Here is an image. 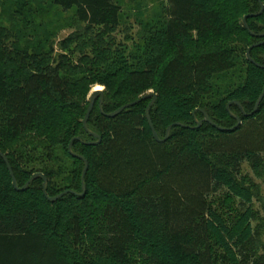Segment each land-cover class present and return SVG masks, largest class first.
<instances>
[{
	"label": "trees",
	"instance_id": "trees-1",
	"mask_svg": "<svg viewBox=\"0 0 264 264\" xmlns=\"http://www.w3.org/2000/svg\"><path fill=\"white\" fill-rule=\"evenodd\" d=\"M55 4L74 9L84 25L61 43L65 50L77 43L78 61L19 54L9 68L0 60V152L19 187L42 172L50 196L82 191L85 162L69 145L78 136L96 140L83 120L97 85L107 113L154 92L158 134L165 137L176 122L186 126L174 125L159 142L146 113L153 97L115 117L103 114L97 99L88 125L102 141L73 143L89 161L82 197L50 201L44 177L17 189L0 155V264H264L254 225L259 187L242 175L245 163L264 173V98L252 116L234 102L250 113L264 89V68L247 57L264 37L244 24L260 1L167 0L164 20L130 53L112 35L122 11L114 0ZM248 24L264 33V11ZM251 55L264 65V45ZM241 61L245 74L236 84L230 73ZM220 76L229 86L216 83ZM230 111L242 123L222 130L237 124Z\"/></svg>",
	"mask_w": 264,
	"mask_h": 264
},
{
	"label": "rangeland",
	"instance_id": "rangeland-1",
	"mask_svg": "<svg viewBox=\"0 0 264 264\" xmlns=\"http://www.w3.org/2000/svg\"><path fill=\"white\" fill-rule=\"evenodd\" d=\"M114 1L121 6L122 11L120 25L112 35L116 42L130 53L142 40V36L154 28L159 19L164 20L167 0ZM19 11L23 13L21 17L16 15ZM82 26L84 27L76 19L74 9L65 11L55 4V0H0V60L9 68L16 63L12 60L19 54L50 55L51 62L55 64L62 59V55H65L77 62L82 55L76 50L77 43L71 44L70 50L62 48L61 43L67 37L76 34ZM98 31L96 27L94 32ZM236 47L239 48L240 45ZM86 52L90 53V49H86ZM244 74L245 65L241 61L235 71L230 73V77L238 84ZM216 83L222 87L229 86L227 77L223 76L218 77ZM97 86L92 89L90 95ZM242 175L251 178L259 187L258 196L254 199L256 209L254 225L261 231L264 240V173L255 174L245 163ZM224 192L225 190H222L212 198L223 196Z\"/></svg>",
	"mask_w": 264,
	"mask_h": 264
},
{
	"label": "water",
	"instance_id": "water-1",
	"mask_svg": "<svg viewBox=\"0 0 264 264\" xmlns=\"http://www.w3.org/2000/svg\"><path fill=\"white\" fill-rule=\"evenodd\" d=\"M259 1H260V3H261V10H260V12H258V13H249V14H247V15L244 17V24H245V26L247 27V29H249V31H250L253 35H256V36H259V37H264V33L257 34V33H255V32H253V31L251 30L249 24H248V18H249V17L257 16V15H261V14L263 13V11H264V3H263L262 0H259ZM261 45H264V40L259 41V42H257V43H254L253 45H251V47H250V48L248 49V51H247V57H248V59H249L251 62L255 63L257 66H259V67H261V68H264V65L261 64L260 62L256 61V60L252 57V55H251V51H252V49L255 48V47H259V46H261ZM151 97H153V98H152V100L150 101V103L148 104L147 112H146V113H147V118H148L149 124H150V126H151V128H152V131H153L154 137H155V139H156L157 141H159V142H164V141H166V140L170 137V133H171V130H172V128H173L174 125H182V126H186L185 124H182V123H180V122H176V123H174V124H172V125H170V126L168 127V129H167V133H166V136H165V137H161V136L158 134L157 130L155 129V127H154V125H153V121H152V119H151V115H150L151 108L153 107V105H154V103H155V101H156V98H157V95H156L154 92L148 93L147 95L141 97L140 99H137L136 101H133V102L127 103V104L123 105L122 107H120L119 109H117V110L114 111V112L107 113V112H105L104 107H103V104H104V88H103V89H94V91H93V93L91 94V97H90V104H89V107H88L87 114H86V116H85V118H84V120H83V124H84V127H85L86 131H87L90 135H92L94 138H96V140L85 141L82 137H79V136H78V137H75V139H73V140L71 141L70 145H69V151H70V153H71L74 157H77V158H79V159H82V160L85 162V167H84V169H83V173H82V191H81V192H78V191H75V190L66 189V190H64L63 192H61V193L58 194V195L50 196V195L48 194V191H47L48 179L45 177L44 173H42V172H36V173H34V174L32 175V177L28 180V182H27L23 187H19L18 182H17V179H16V177H15V175H14V172H13V170H12V167H11V164H10V162H9V159H8L7 155H6L5 153H3V152H0V155H1V156L4 158V160L6 161V163H7V165H8V168H9V170H10V173H11V175H12V177H13V183H14V186H15L17 189H19V190H25V189H27V187L29 186V184H30L33 180H35V179L38 178V177H44V184H43L44 194L46 195V197H47L50 201H56V200L62 198V197H63L64 195H66L67 193H72V194H75V195H77V196H79V197L85 196V194H86V192H87V187H86V183H85V176H86L87 171H88V168H89V161L87 160V158H86L84 155H82V154L77 153V152L74 151V149H73V143H74L75 140H78V141H80V142H82V143H84V144L97 145V144H99V143L102 141V137H101V135H100L99 133L93 131V130L89 127V125H88V123H89V117H90V115H91V112H92L93 109H94V106H95V103H96L97 99H99V107H100L101 112H102L103 114H105L106 116H109V117H115L116 115H118L119 113H121L124 109H126V108H128V107H130V106H133V105H135V104L141 102V101L144 100V99L151 98ZM263 98H264V89H263L262 94H261V96L259 97V99H258V101H257V103H256L255 109H254L252 112H250V113H248V112L245 111L243 105H242L239 101H234V102L237 103V104L240 106V108L242 109V112H243V114H244L245 116H252V115H254V114L258 111V109H259V107H260V104H261ZM231 103H232V102H230V103L228 104V106H227V108H228L229 110H230ZM203 112H204V114H205V120H206V121L212 123L213 125H217V124L214 123V121L210 118V116L208 115V113H207L206 111L203 110ZM230 113H231V115H232L233 117H235V118L237 119V124H236L234 127H232V128H224V127L218 126L220 129H222V130H226V129H228V130H234L235 128H237V127H239V126L241 125V123H242V118H241L239 115H236V114H234V113L231 112V111H230ZM196 121H197V126H196V127L198 128V127L201 126L202 121H201V120H198V119H196Z\"/></svg>",
	"mask_w": 264,
	"mask_h": 264
},
{
	"label": "bare ground",
	"instance_id": "bare-ground-1",
	"mask_svg": "<svg viewBox=\"0 0 264 264\" xmlns=\"http://www.w3.org/2000/svg\"><path fill=\"white\" fill-rule=\"evenodd\" d=\"M96 89H102V88H101V86H97V88H96Z\"/></svg>",
	"mask_w": 264,
	"mask_h": 264
}]
</instances>
